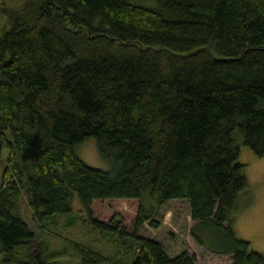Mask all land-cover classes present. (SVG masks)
<instances>
[{"label":"trees","instance_id":"16d2710c","mask_svg":"<svg viewBox=\"0 0 264 264\" xmlns=\"http://www.w3.org/2000/svg\"><path fill=\"white\" fill-rule=\"evenodd\" d=\"M236 134L264 154V0H0V264H196L139 233L173 198L202 253L264 264L234 230ZM93 137L110 170L77 156Z\"/></svg>","mask_w":264,"mask_h":264},{"label":"rangeland","instance_id":"374dc122","mask_svg":"<svg viewBox=\"0 0 264 264\" xmlns=\"http://www.w3.org/2000/svg\"><path fill=\"white\" fill-rule=\"evenodd\" d=\"M235 137L237 138L240 149L238 160L244 164L242 171L246 178L247 185L236 196L234 211L231 215L235 220V227H238V236L246 241H250V249L257 252H264V154L256 156L252 149L242 144L240 135L236 134ZM75 152L82 161L91 167H97L104 171L110 170L111 168L108 159H103L98 154V147L94 137L85 139L77 144ZM74 200H76L77 204L78 200ZM137 206V201L133 200H111V202L107 204H98L96 212L104 217H108L111 213L117 212L122 215L123 220L128 223V225L133 226L137 215ZM76 209L79 208H75L73 213L82 220L81 212H79V210L76 211ZM21 211L23 213L29 212L26 203H24V199L21 201ZM161 212L162 225L159 228L160 230L152 229L150 224L145 223L139 229V233L146 237L153 236L161 241L168 256L173 258L182 253L183 250L188 249L199 258L201 257L197 259L196 264H230V255L223 256L220 254L212 255L206 252L202 253V249L193 241L190 233V227L193 222L191 221L189 200L186 198H173L167 200V203L162 205ZM56 216H61L63 220L67 222L68 217L66 216L64 219L65 213L56 214ZM83 223L84 222H82V224ZM73 231L77 232V230ZM79 232H83V230H79L76 234ZM41 233L45 237L51 236L47 232L42 231ZM78 235L82 236L85 240H89V236L85 231L83 234ZM97 236L103 238V235H100V233H97ZM79 240L84 242L81 237ZM111 240L112 245H117L112 237ZM135 241L134 238L130 240L133 244H135ZM132 243L128 242V247L126 249L119 247L116 253L118 251H124L123 257L128 258L132 256L134 253ZM93 244L95 243L93 242ZM205 255L207 256L205 257Z\"/></svg>","mask_w":264,"mask_h":264},{"label":"crops","instance_id":"0c3cea01","mask_svg":"<svg viewBox=\"0 0 264 264\" xmlns=\"http://www.w3.org/2000/svg\"><path fill=\"white\" fill-rule=\"evenodd\" d=\"M234 220V219H233ZM162 225V224H161ZM160 225V226H161ZM160 228V227H159ZM159 228H152V229H156V230H160ZM234 230L236 231V234L238 235V232H239V230H238V227L236 228L235 227V220H234ZM153 237V236H152ZM173 239V238H172ZM172 241H174V240H172Z\"/></svg>","mask_w":264,"mask_h":264}]
</instances>
